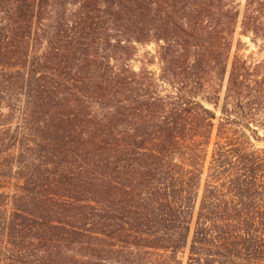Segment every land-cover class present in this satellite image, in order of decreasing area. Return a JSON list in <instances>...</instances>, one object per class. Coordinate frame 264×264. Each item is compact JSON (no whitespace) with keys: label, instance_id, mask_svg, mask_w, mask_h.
I'll list each match as a JSON object with an SVG mask.
<instances>
[{"label":"trees","instance_id":"trees-1","mask_svg":"<svg viewBox=\"0 0 264 264\" xmlns=\"http://www.w3.org/2000/svg\"><path fill=\"white\" fill-rule=\"evenodd\" d=\"M229 5L0 0V264H264V93L237 58L221 115L195 96ZM153 35L167 94L128 62Z\"/></svg>","mask_w":264,"mask_h":264},{"label":"rangeland","instance_id":"rangeland-1","mask_svg":"<svg viewBox=\"0 0 264 264\" xmlns=\"http://www.w3.org/2000/svg\"><path fill=\"white\" fill-rule=\"evenodd\" d=\"M228 2L230 3L229 7L233 8L238 16L234 26L233 51L229 60L226 80H221L216 71L212 72L210 80L204 82L207 84L206 88L197 90L195 95L208 107L218 111L219 115H221V110L216 107V103L218 102L220 105L224 103L228 80L237 58L247 61L253 74L255 88L259 90L258 97L264 93V0H228ZM164 45L165 41L154 35L150 40L144 42L135 41L134 57L128 62L131 68L137 72L148 70L158 83L160 92L167 94L175 90V87L167 81L168 79L163 78L165 64L162 59V48ZM262 114L264 116V112ZM261 121L263 122L264 119ZM261 121L253 124V127L257 130V138L260 137L261 140H255V142L263 148L264 125H261ZM214 142L215 136L211 148H213Z\"/></svg>","mask_w":264,"mask_h":264}]
</instances>
